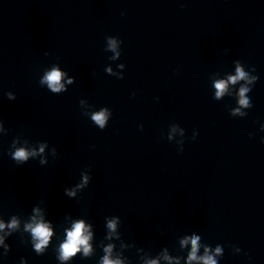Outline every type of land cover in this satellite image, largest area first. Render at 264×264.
Instances as JSON below:
<instances>
[{"label":"clouds","instance_id":"clouds-1","mask_svg":"<svg viewBox=\"0 0 264 264\" xmlns=\"http://www.w3.org/2000/svg\"><path fill=\"white\" fill-rule=\"evenodd\" d=\"M111 46L114 48L115 47V41L111 42ZM245 73L241 71L239 67H237V75L229 77V82L235 83L237 80L244 79L245 78ZM62 73L60 70L53 68L50 72H48L44 78L42 83H47L48 87L53 91V92H60L61 89L64 87L60 81H61ZM69 83H71V80H69ZM215 87L217 89L216 96L219 97L223 95L225 88H226V82L225 81H218L215 84ZM247 88H241L240 89V101L239 103L242 106H247L248 105V100L244 97V93L247 92ZM238 111V110H237ZM92 119L99 124L101 127L104 126L105 123V113L103 111L96 113L92 116ZM41 151H43V148H41ZM29 156V153L25 151V149L21 148L18 149L14 153V159L17 161H25L27 160ZM85 183L87 182V177L84 178ZM70 195H73L74 193H69ZM15 224V221H13V225ZM115 222H109L108 227L111 229H115ZM0 227H3V225H0ZM29 227L32 229V234L34 238L38 239V243L35 245L37 251H40L43 249L45 245L48 243L49 236L51 235V232L49 231L47 225L43 223H38L34 228L29 225ZM84 231V224L83 222H76L73 225V230L68 231L67 233V241L61 245V259H68L70 255H74L78 250L79 246L85 245V253L88 252L87 248V240L88 237L84 236L82 233ZM191 240V245H192V251L189 255V261L197 259L196 256V251H197V241L199 240L198 236H193L190 237ZM184 244L188 243V239H185L183 241ZM207 251V250H206ZM217 253L220 252V249H216ZM203 260V264H215V261L211 256L205 255L204 257L201 258ZM104 264H113L112 261L108 259L106 256L104 258ZM116 264H119V262H116ZM152 264H155V262H152Z\"/></svg>","mask_w":264,"mask_h":264}]
</instances>
